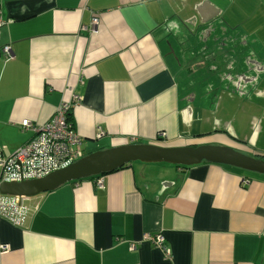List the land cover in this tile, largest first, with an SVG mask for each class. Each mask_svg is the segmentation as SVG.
Instances as JSON below:
<instances>
[{
    "label": "crops",
    "instance_id": "0c3cea01",
    "mask_svg": "<svg viewBox=\"0 0 264 264\" xmlns=\"http://www.w3.org/2000/svg\"><path fill=\"white\" fill-rule=\"evenodd\" d=\"M63 102L85 155L152 143L264 160V0H0L2 156ZM24 202V227L0 218V264H264V174L135 162Z\"/></svg>",
    "mask_w": 264,
    "mask_h": 264
},
{
    "label": "water",
    "instance_id": "95a60500",
    "mask_svg": "<svg viewBox=\"0 0 264 264\" xmlns=\"http://www.w3.org/2000/svg\"><path fill=\"white\" fill-rule=\"evenodd\" d=\"M218 27H213L216 31ZM167 163L181 167L198 166L204 162L231 166L250 173L264 174V160L244 155L231 148L218 146L168 147L156 144H128L89 154L78 162L49 176L22 183H2L4 196L32 198L61 186L107 175L128 164Z\"/></svg>",
    "mask_w": 264,
    "mask_h": 264
},
{
    "label": "built area",
    "instance_id": "2783aa9c",
    "mask_svg": "<svg viewBox=\"0 0 264 264\" xmlns=\"http://www.w3.org/2000/svg\"><path fill=\"white\" fill-rule=\"evenodd\" d=\"M4 53L12 58L9 47H5ZM74 99L77 102L80 100L79 97ZM73 106L72 103H61L51 120L40 126L28 120L22 122V130H32L35 136L10 157H3L0 149V185L4 182L22 183L43 179L85 157L84 139L75 132L71 121ZM98 183L102 186V181ZM24 199L26 198L4 196L0 192V218L7 220L15 227H24L29 219V209ZM146 239L153 241L167 255L170 254V251L165 249L164 237L154 238L148 235ZM8 248L1 246V253L7 251Z\"/></svg>",
    "mask_w": 264,
    "mask_h": 264
},
{
    "label": "rangeland",
    "instance_id": "374dc122",
    "mask_svg": "<svg viewBox=\"0 0 264 264\" xmlns=\"http://www.w3.org/2000/svg\"><path fill=\"white\" fill-rule=\"evenodd\" d=\"M208 86L211 87V88H214L213 87V84L211 83V81L208 80ZM216 89V88H215Z\"/></svg>",
    "mask_w": 264,
    "mask_h": 264
},
{
    "label": "flooded vegetation",
    "instance_id": "af4514ba",
    "mask_svg": "<svg viewBox=\"0 0 264 264\" xmlns=\"http://www.w3.org/2000/svg\"><path fill=\"white\" fill-rule=\"evenodd\" d=\"M197 147V146H196ZM85 156H87V155H85ZM129 165H131V164H128L127 166H129ZM100 177V176H99ZM96 178V177H95Z\"/></svg>",
    "mask_w": 264,
    "mask_h": 264
}]
</instances>
